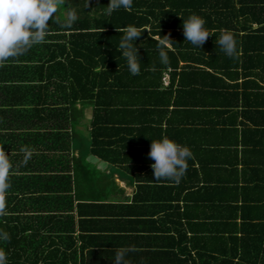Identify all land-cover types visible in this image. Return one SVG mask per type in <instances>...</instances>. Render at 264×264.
Instances as JSON below:
<instances>
[{"label":"trees","instance_id":"obj_1","mask_svg":"<svg viewBox=\"0 0 264 264\" xmlns=\"http://www.w3.org/2000/svg\"><path fill=\"white\" fill-rule=\"evenodd\" d=\"M109 3L61 0L43 43L0 64V151L6 153L10 165L0 214V235L8 239H0V250L7 255L8 264H65L69 257L63 248L66 239L72 240L68 234L73 232V223L66 226L58 221L63 218L58 215L64 209L62 202L71 197L72 181L65 176L63 164L70 149L66 128L78 123L85 108H93L90 151L111 160L112 142L103 139L116 130L103 114L111 105L132 106L133 102L127 101L129 93L160 87L154 79L162 82L169 69L177 73L178 54L190 59L193 69L200 70L201 65V71L223 83L218 74L225 70L232 78L235 75V80L258 67L264 73V0H133L130 10L111 13ZM70 11L77 19L65 28ZM192 14L203 17L212 34L202 49L183 35L182 17ZM128 26L142 33L137 41L142 63L136 76L116 49L121 30ZM224 32L234 37L236 58L225 55L217 43ZM164 36L173 42L172 48L166 46ZM161 42L169 58L166 64L159 58ZM188 69L181 67L182 71ZM239 100L237 93L234 107L239 106ZM223 178H217L214 190L224 199V190L232 193L231 184L236 182ZM234 190L238 197H233L229 206L220 203L210 209L192 208L201 215L200 222L188 223L204 235L201 264H264V225L237 223L242 207L237 204L240 189ZM179 191L176 197L187 193L184 199L195 203L203 195L202 189ZM44 203H50L49 208L43 207ZM208 210H215L211 211L215 216H209ZM62 251L65 253L58 254Z\"/></svg>","mask_w":264,"mask_h":264},{"label":"crops","instance_id":"obj_2","mask_svg":"<svg viewBox=\"0 0 264 264\" xmlns=\"http://www.w3.org/2000/svg\"><path fill=\"white\" fill-rule=\"evenodd\" d=\"M165 44L172 48V43ZM178 57L180 68L175 75L169 69L162 82L154 79L160 87L129 93L127 101L132 106L111 105L103 114L116 130L103 139L112 142L111 160L90 151L92 107L85 108L77 124L66 128L71 137L63 164L65 176L72 181L71 197L62 202L64 209L58 215L63 218L58 221L66 226L73 223V232L63 248L69 253L65 264H114L117 253H125L126 264H201L204 235L188 225L197 223L201 215L192 208L229 206L238 197L235 188L240 189L237 204L242 207L237 223L264 225L261 67L236 80L222 71L218 77L223 83L201 71V65L200 70L193 69L190 59ZM183 66L190 69L182 71ZM237 93L240 104L234 107ZM165 136L193 153L179 184L153 177L154 161L148 156L151 142ZM220 176L236 182L231 184L232 193L224 190V199L214 190ZM183 189H202V198L196 203L186 201L184 193L179 199L178 190ZM211 211L216 212L208 210L209 216H215Z\"/></svg>","mask_w":264,"mask_h":264},{"label":"clouds","instance_id":"obj_3","mask_svg":"<svg viewBox=\"0 0 264 264\" xmlns=\"http://www.w3.org/2000/svg\"><path fill=\"white\" fill-rule=\"evenodd\" d=\"M60 2L61 0H0V64L43 43L49 30V21H52L57 13ZM132 4L133 0H110L108 11L111 13L121 8L130 10ZM76 19L74 11L68 12L63 26L70 28ZM182 21L185 40L202 49L209 35H212L205 28L206 20L192 14L187 19L182 17ZM121 31L123 35L116 49L126 60L129 72L133 76L140 75L142 62L137 41L142 33L133 26L125 27ZM164 38L168 43H173L169 37ZM217 43L225 55L230 58L237 57L238 48L230 33H222ZM159 58L163 64L169 59L163 49V42ZM148 156L154 161L151 164L154 180H168L179 184L187 171V161L193 158V153L188 146L165 136L159 140H152ZM9 167L6 153L0 151V214L4 211V195L9 187L7 182ZM0 239L7 240L8 237L0 235ZM124 256L125 253H117L114 264H126ZM0 264H8L7 255L3 250H0Z\"/></svg>","mask_w":264,"mask_h":264}]
</instances>
